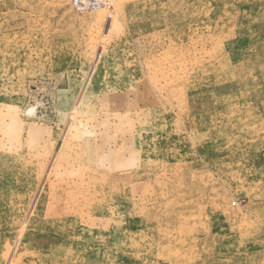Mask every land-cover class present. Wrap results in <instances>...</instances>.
I'll use <instances>...</instances> for the list:
<instances>
[{"label": "rangeland", "instance_id": "1", "mask_svg": "<svg viewBox=\"0 0 264 264\" xmlns=\"http://www.w3.org/2000/svg\"><path fill=\"white\" fill-rule=\"evenodd\" d=\"M0 264H264V0H0Z\"/></svg>", "mask_w": 264, "mask_h": 264}, {"label": "built area", "instance_id": "2", "mask_svg": "<svg viewBox=\"0 0 264 264\" xmlns=\"http://www.w3.org/2000/svg\"><path fill=\"white\" fill-rule=\"evenodd\" d=\"M77 7L79 8H101L104 3V0H73Z\"/></svg>", "mask_w": 264, "mask_h": 264}]
</instances>
